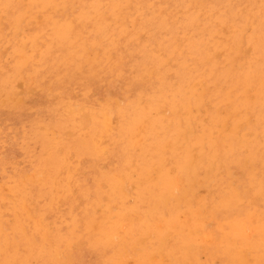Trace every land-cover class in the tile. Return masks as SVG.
<instances>
[{"label": "rangeland", "instance_id": "obj_1", "mask_svg": "<svg viewBox=\"0 0 264 264\" xmlns=\"http://www.w3.org/2000/svg\"><path fill=\"white\" fill-rule=\"evenodd\" d=\"M259 30L264 0H0V264H264Z\"/></svg>", "mask_w": 264, "mask_h": 264}, {"label": "bare ground", "instance_id": "obj_2", "mask_svg": "<svg viewBox=\"0 0 264 264\" xmlns=\"http://www.w3.org/2000/svg\"><path fill=\"white\" fill-rule=\"evenodd\" d=\"M32 10H33V9H32ZM227 14H228V13H227ZM229 14H230V13H229ZM231 14H232V13H231ZM257 14H258V13H257ZM231 17H232V15H231ZM229 23H230V22H229ZM259 28H260V27H259ZM260 29H261V28H260ZM259 31H260V30H259ZM263 31H264V30H263ZM263 31H260V32H263ZM261 39H262V38H261ZM258 46H259V44H258ZM255 49H256V48H254V50H255ZM258 50H259V49H258ZM258 50H257V52H258ZM260 50H261V49H260ZM190 52H191V51H190ZM254 52H255V51H254ZM187 53H188V52H187ZM260 53H261V51H260ZM260 56H261V54H260ZM263 56H264V55H263ZM259 58H260V57H259ZM255 59H256V57H255ZM190 66H191V65H190ZM252 68H253V67H252ZM133 71H134V70H133ZM190 71H191V70H190ZM188 72H189V71H188ZM254 72H255V71H254ZM128 73H129V71H128ZM259 73H260V72H259ZM213 74H214V73H213ZM212 76H213V75H212ZM256 76L259 77V75H257V74H256ZM245 78H246V77H245ZM85 82H86V81H85ZM249 82H250V80H249ZM81 83H82V82H81ZM81 83H80V84H81ZM90 83H91V82H90ZM243 84H244V83H243ZM94 85H95V84H94ZM94 85H93V86H94ZM84 86H85V85H84ZM78 87H79V86H78ZM94 87H95V86H94ZM73 88L75 89L76 87H73ZM79 88H80V87H79ZM91 88H92V87H91ZM71 90H72V89H71ZM94 90H95V89H94ZM78 91H79V90H78ZM70 92H71V91H70ZM93 93H95V92H93ZM77 94H79V93H77ZM91 94H92V93H91ZM81 95H82V94H81ZM92 95H93V94H92ZM177 95H178V94H177ZM81 97H82V96H81ZM81 97H80V98H81ZM85 100H86V99H85ZM98 100H100V99H98ZM80 101H81V100H80ZM103 101H104V100H103ZM103 101H102V102H103ZM144 101H145V100H144ZM112 104H113V103H112ZM112 104H111V105H112ZM140 105H141V104H140ZM252 105H253V104H252ZM79 106H80V105H79ZM85 107H86V106H85ZM89 107H91V106H89ZM97 109H99V108H97ZM97 109H96V110H97ZM106 110H108V109H106ZM255 110H256V109H255ZM97 111H98V110H97ZM84 112H85V111H84ZM84 112H83V113H84ZM70 113H71V112H70ZM83 113H82V114H83ZM95 114H96V113H95ZM160 114H161V113H160ZM263 114H264V113H263ZM115 115H116V114H115ZM163 115H164V114H163ZM259 116H261V115H259ZM111 117H112V115H111ZM263 117H264V116H263ZM100 118H102V117H100ZM115 118H116V117H115ZM75 119H76V118H75ZM77 120H78V119H77ZM116 120H117V119H116ZM75 121H76V120H75ZM88 121H89V120H88ZM112 121H113V120H112ZM114 121H115V120H114ZM205 121H206V120H205ZM214 121H215V119H214L212 122H214ZM109 122H110V121H109ZM209 122H211V121L209 120L208 123H209ZM218 122H220V121L218 120L217 123H218ZM257 122H259V121H257ZM79 123H80V122H79ZM203 123H204V122H203ZM206 123H207V122H206ZM206 123H204V125H206ZM116 124H117V123H116ZM218 124H219V123H218ZM109 125H110V124H109ZM212 125H213V124H212ZM260 125H261V124H260ZM1 126H2V125H1ZM206 126H207V125H206ZM261 126H262V125H261ZM261 126H260V127H261ZM75 127H76V125H75ZM211 127H212V126H211ZM213 127H214V126H213ZM258 127H259V126H258ZM260 127H259V129H260ZM208 128H209V127H208ZM215 128H216V127H215ZM204 129H205V128H204ZM212 129H214V128H212ZM259 129H258V130H259ZM111 130H112V129H111ZM113 131H114V130H113ZM191 131H192V130H191ZM167 132H168V130H167ZM112 133H113V132H112ZM5 134H6V133H5ZM91 135H92V134H91ZM100 136H102V135H100ZM100 136H99V137H100ZM112 136H113V135H112ZM114 136H115V135H114ZM262 136H263V135H262ZM81 137H83V134H82ZM84 137H85V136H84ZM91 138H92V137H91ZM225 138H226V137H225ZM229 138H230V137H229ZM231 138H232V136H231ZM82 139H83V138H82ZM182 139H183V138H182ZM212 139H213V137H212ZM76 140H77V139H75V141H76ZM92 140H93V139H92ZM104 140H105V139H104ZM107 140H108V138H107ZM228 141H229V140H228ZM2 142H3V141H2ZM91 142L94 143V141H91ZM96 142H97V141H96ZM99 142H100V141H99ZM107 142H108V141H107ZM123 142H124V140H123ZM199 142H200V141H199ZM97 143H98V142H97ZM105 143H106V142H105ZM110 143H111V142H110ZM162 143H163V141H162ZM229 143H230V142H229ZM231 143H232V142H231ZM250 144H252V143L250 142ZM4 146H5V145H4ZM139 146H140V145H139ZM236 146H237V145H236ZM247 146H248V145H247ZM93 147H94V146H93ZM97 147H99V146H97ZM100 147H101V146H100ZM105 147H106V146H105ZM231 147H232V146H231ZM62 148H63V147H62ZM222 148H223V147H222ZM236 148H238V147H236ZM236 148H235V149H236ZM3 149H4V148H3ZM76 149H77V148H76ZM93 149H94V148H93ZM110 149H111V148H110ZM207 149L209 150V148H207ZM94 150H95V149H94ZM94 150H93V152H94ZM105 150H106V149H105ZM158 150H159V149H158ZM224 150H225V147H224ZM224 150H223V151H224ZM240 150H241V149H240ZM113 151H114V150H113ZM131 151H132V150H131ZM156 151H157V150H156ZM165 151H167V150H165ZM115 152H116V151H115ZM162 152H163V151H162ZM167 152H168V151H167ZM225 152H226V151H225ZM85 153H86V151H85ZM90 153H92V152H90ZM95 153H97V151H96ZM118 153H119V151H118ZM133 153H134V152H133ZM221 153H222V152H221ZM223 153H224V152H223ZM236 153H238V152H236ZM105 154H107V153H105ZM148 154H149V153H148ZM151 154H152V153H151ZM210 154H211V153H210ZM225 154H226V153H225ZM227 154H228V153H227ZM248 154H249V153H248ZM251 154H252V153H251ZM96 155H97V154H96ZM96 155H95V156H96ZM98 155H99V154H98ZM107 155H108V154H107ZM154 155H155V154H154ZM161 155H162V154H161ZM228 155H229V154H228ZM233 155H234V152H233ZM233 155H232V157H233ZM256 155H257V154H256ZM117 156H118V155H117ZM148 156H149V155H148ZM150 156H151V155H150ZM152 156H153V155H152ZM225 156H226V155H225ZM236 156H237V155H236ZM83 157H84V156H83ZM83 157H82V159H84ZM91 157H92V156H91ZM134 157H135V156H134ZM220 157H221V156H220ZM89 158H90V157H89ZM89 158H87V159H89ZM118 158H119V157H118ZM126 158H127V157H126ZM142 158H143V157H142ZM149 158H150V157H149ZM166 158H167V157H166ZM221 158H222V157H221ZM237 158H239V156H238ZM254 158H255V157H254ZM87 159H86V161H87ZM99 159H100V158H99ZM113 159H114V158H113ZM137 159H138V158H137ZM230 159H231V158H230ZM233 159H234V158H233ZM233 159H232V160H233ZM251 159H252V158H251ZM26 160H27V159H26ZM90 160H91V159H90ZM97 160H98V159H97ZM131 160H132V159H131ZM138 160H140V159H138ZM147 160H148V159H147ZM178 160H179V159H178ZM227 160H228V159H227ZM227 160H226V161H227ZM234 160H235V159H234ZM92 161L94 162V159L91 160V163H93ZM99 161H100V160H99ZM99 161H98V162H99ZM116 161H117V160H116ZM127 161H128V160H127ZM129 161H130V160H129ZM129 161H128V162H129ZM141 161H142V159H141ZM152 161H153V160H152ZM223 161H224V160H223ZM238 161H240V160H238ZM83 162H84V161H83ZM100 162H101V161H100ZM154 162H155V161H154ZM85 163H87V162H85ZM103 163H105V162H103ZM103 163H102V164H103ZM133 163H134V161H133ZM135 163H136V162H135ZM224 163H226V162L224 161ZM224 163H223V164H224ZM96 164H97V163H96ZM111 164H112V163H111ZM111 164H110V165H111ZM138 164H139V163H138ZM148 164H149V163H148ZM229 164H230V162H229ZM229 164H227V165H229ZM237 164H238V163H237ZM116 165H118V164L116 163ZM116 165H115V166H116ZM133 165H135V164H133ZM184 165H185V164H184ZM221 165H222V164H221ZM89 166H90V165H89ZM89 166H88V168H89ZM118 166H119V165H118ZM121 166H122V165H121ZM124 166H126V164H125ZM141 166H142V164H141ZM192 166H193V165H192ZM229 166H230V165H229ZM0 167H1V166H0ZM99 167H100V166H99ZM108 167H110V166H108ZM113 167H114V165H113V166L111 165V168H113ZM126 167L128 168L129 166H126ZM134 167H135V166H134ZM143 167H144V166H143ZM167 167H169V166H167ZM170 167H171V166H170ZM173 167H174V166H173ZM58 168H59V167H58ZM84 168H85V167H84ZM91 168H92V166H91ZM91 168H89V169H91ZM96 168L99 169L97 166H96ZM120 168H121V167H120ZM171 168H172V167H171ZM219 168H221V166H220ZM86 169H87V168H86ZM100 169H101V168H100ZM108 169H109V168H108ZM113 169L115 170V168H113ZM113 169H112V170H113ZM117 169H119V168H117ZM117 169H116V170H117ZM124 169H125V167H124ZM128 169H129V168H128ZM130 169H131V168H130ZM172 169H173V168H172ZM230 169H231V168H230ZM241 169H242V168H241ZM72 170H73V168H72ZM103 170H104V169H103ZM103 170H101V171H103ZM121 170H123V167H122ZM131 170H132V169H131ZM105 171H106V170H105ZM117 171H118V170H117ZM123 171H124V170H123ZM123 171H122V173L124 174ZM128 171H130V170H128ZM132 171H133V170H132ZM204 171H205V170H204ZM243 171H244V170H243ZM95 172H96V171H95ZM111 172H112V171H111ZM115 172H116V171H115ZM118 172H119V171H118ZM120 172H121V171H120ZM135 172H136V171H134V173H135ZM138 172H139V170H138ZM247 172H248V171H247ZM74 173H75V172H74ZM84 173H85V172H84ZM98 173H99V172H98ZM98 173H97V175H98ZM136 173H137V172H136ZM157 173H158V172H157ZM181 173H182V171H181ZM248 173H249V172H248ZM95 174H96V173H95ZM117 174H118V173H117ZM129 174H130V173H129ZM251 174H252V173H251ZM260 174H261V173H260ZM101 175H102V174H100V176H101ZM111 175H112V174H111ZM120 175H122V174L119 173V176H120ZM134 175H135V174H134ZM134 175H133V176H134ZM162 175H163V174H162ZM200 175H201V174H200ZM225 175H226V173H225ZM46 176H47V175H46ZM213 176H214V175H213ZM227 176H228V175H227ZM249 176H250V175H249ZM30 177H31V176H30ZM36 177H37V176H36ZM42 177H43V176H42ZM73 177H74V176H73ZM83 177H84V176H83ZM89 177H90V175H89ZM91 177H92V176H91ZM96 177H98V176H96ZM117 177H118V176H117ZM124 177H125V178H124ZM124 177H122V178H124V179L128 178V177L125 176V175H124ZM134 177H135V176H134ZM183 177H184V176H183ZM220 177L222 178V175H221ZM254 177H255V175H254ZM263 177H264V176H263ZM5 178H6V177H5ZM104 178H105V177H104ZM256 178H257V177H256ZM54 179H55V178H54ZM77 179H78V178H77ZM82 179H83V178H82ZM93 179H94V177H93ZM100 179H101V178H100ZM115 179H117V178H115ZM252 179H253V178H252ZM57 180H58V179H57ZM95 180H96V178H95ZM95 180H94V181H95ZM126 180H127V179H126ZM140 180H141V179H140ZM173 180H174V179H173ZM213 180H214V179H213ZM77 181H78V180H77ZM82 181H83V180H82ZM92 181H93V180H92ZM97 181H98V180H97ZM121 181H122V180H121ZM123 181H124V180H123ZM123 181H122V182H123ZM137 181H138V180H136L135 182H137ZM141 181H142V180H141ZM221 181H222V180H221ZM249 181H251V180H249ZM262 181H263V180H262ZM21 182H22V181H21ZM124 182H125V181H124ZM132 182H133V181H132ZM138 182H139V181H138ZM142 182H143V181H142ZM146 182H148V181H146ZM173 182H174V181H173ZM206 182H207V181H206ZM219 182H220V181H219ZM219 182H218V183H219ZM247 182H248V181H247ZM251 182H253V181H251ZM255 182H256V181H255ZM2 183H3V181H2ZM47 183H48V182H47ZM63 183H64V182H63ZM93 183H95V182H93ZM100 183H102V182H100ZM100 183H99V185H100ZM119 183H120V182H119ZM256 183H257V182H256ZM49 184H50V182L48 183V185H49ZM51 184H53V183H51ZM51 184H50V185H51ZM104 184H105V183H104ZM129 184H130V183H129ZM137 184H138V183H137ZM228 184H229V183H228ZM248 184H249V183H248ZM6 185H7V184H6ZM8 185H9V184H8ZM43 185H44V184H43ZM55 185H56V183H55ZM58 185H60V184H58ZM96 185H97V183H96ZM99 185H98V186H99ZM102 185H103V184H102ZM105 185H106V184H105ZM176 185H177V184H176ZM202 185H203V184H202ZM211 185H212V184H211ZM211 185H210V186H211ZM213 185H214V183H213ZM213 185H212V186H213ZM222 185H224V184H222ZM222 185H221V187H223ZM253 185H254V183H253ZM73 186H74V185H73ZM189 186H190V185H189ZM226 186H227V185H226ZM229 186H230V184H229ZM240 186H241V185H240ZM257 186H258V185H257ZM262 186H263V185H262ZM3 187H4V184H3ZM45 187H46V186H45ZM49 187H50V186H49ZM77 187H78V185H77ZM81 187L84 188L85 186L83 187V186L81 185ZM123 187H124V183H123ZM145 187H146V186H145ZM151 187H153V186H151ZM221 187H220V188H221ZM253 187H254V186H253ZM253 187H252V188H253ZM28 188H29V187H28ZM41 188H43V186H42ZM63 188H64V187H63ZM79 188H80V187H79ZM86 188H87V186H86ZM94 188H96V187H94ZM100 188H101V187H100ZM211 188H212V187H211ZM227 188H229V187H227ZM239 188H240V187H239ZM243 188H244V187H243ZM255 188H256V187H255ZM0 189H1V187H0ZM31 189H32V188H31ZM50 189H51V188H50ZM80 189H81V188H80ZM87 189H88V188H87ZM98 189H99V188H98ZM102 189H103V187H102ZM123 189H124V188H123ZM131 189H132V188H131ZM192 189H193V188H192ZM205 189H206V188H205ZM244 189H245V188H244ZM249 189H250V188H249ZM37 190H38V189H37ZM39 190H40V189H39ZM39 190H38V191H39ZM47 190H48V189H47ZM77 190H79V189H77ZM100 190H101V189H100ZM103 190H104V189H103ZM207 190H208V189H206L205 191L208 192ZM227 190H228V189H227ZM227 190H226V192H227ZM242 190H243V189H242ZM23 191H24V190H23ZM33 191H34V190H33ZM54 191H55V190H54ZM82 191H85V190H81V192H82ZM124 191H125V190H124ZM124 191H123V192H124ZM235 191H236V190H235ZM50 192H51V191H50ZM52 192H53V191H52ZM78 192H80V191H78ZM81 192H80V193H81ZM88 192H89V191H88ZM125 192H126V191H125ZM230 192H231V191H230ZM237 192H238V191H237ZM248 192H249V191H248ZM55 193H56V192H55ZM93 193H94V192H93ZM228 193H229V192H228ZM13 194H14V193H13ZM28 194H29V193H28ZM41 194H43V193H41ZM49 194H50V193H49ZM61 194H62V193H61ZM67 194H69V193H67ZM75 194H76V193H75ZM122 194H123V193H122ZM145 194H146V193H145ZM209 194H210V193H209ZM209 194H208V195H209ZM225 194H226V193H225ZM237 194H238V193H237ZM39 195H40V194H39ZM54 195H55V194H54ZM86 195H87V194H86ZM204 195H205V194H204ZM210 195H211V194H210ZM50 196H51V195H50ZM52 196H53V195H52ZM52 196H51V197H52ZM59 196H60V195H59ZM59 196H58V197H59ZM76 196H77V195H76ZM78 196H79V195H78ZM81 196H83V195H81ZM84 196H85V195H84ZM94 196H96V195H94ZM111 196H113V195H111ZM111 196H110V197H111ZM132 196H133V195H132ZM135 196H137V195H135ZM206 196H207V195H206ZM224 196H225V195H224ZM2 197H3V196H2ZM44 197H45V196H44ZM51 197H50V198H51ZM54 197H55V196H54ZM114 197H115V196H114ZM226 197H228V194H227ZM240 197H241V196H240ZM3 198H4V197H3ZM22 198H23V197H22ZM92 198H93V197H92ZM104 198L106 199V196H105ZM139 198H140V197H139ZM188 198H189V197H188ZM190 198H191V196H190ZM207 198H208V197H207ZM237 198H238V197H237ZM259 198H260V197H259ZM18 199H19V198H18ZM28 199H29V198H28ZM44 199H46V198H44ZM56 199H57V198H56ZM84 199H85V198H84ZM86 199H87V198H86ZM130 199H131V198H130ZM133 199H134V197H133ZM204 199H205V198H204ZM19 200H20V199H19ZM23 200H24V199H23ZM25 200H26V199H25ZM39 200H40V199H39ZM47 200H48V199H47ZM49 200H50V199H49ZM52 200H53V199H52ZM52 200H51V201H52ZM71 200H72V199H71ZM78 200H79V199H78ZM80 200H81V199H80ZM90 200H91V199H90ZM114 200H117V199H114ZM114 200H113V201H114ZM212 200H213V198H212ZM212 200H210V201H212ZM216 200H218V199H216ZM220 200H221V199H220ZM262 200H263V199H262ZM63 201H64V200H63ZM63 201H62V202H63ZM94 201H95V200H94ZM96 201H97V200H96ZM103 201H104V200H103ZM113 201H112V202H113ZM142 201H143V200H142ZM182 201H183V199H182ZM199 201H201V199H200ZM205 201H206V200H205ZM210 201L208 200V202H210ZM218 201H219V200H218ZM230 201H231V200H230ZM230 201H228V202L230 203ZM232 201H233V200H232ZM234 201H235V200H234ZM234 201H233V202H234ZM26 202H27V201H26ZM65 202H66V201H65ZM76 202H77V201H76ZM114 202H116V201H114ZM123 202H124V201H123ZM187 202H188V201H187ZM215 202H216V201H215ZM235 202H237V201H235ZM21 203H24V202H21ZM29 203H30V202H29ZM42 203H43V202H42ZM48 203H49L48 205H50L51 202H48ZM56 203H57V202H54L55 205H57ZM68 203H69V202H68ZM78 203H79V202H78ZM102 203H103V202H102ZM137 203H138V202H137ZM213 203H214V202H213ZM216 203H217V202H216ZM219 203H220V202H219ZM246 203H247V201H246ZM246 203H245V204H246ZM37 204H38V203H37ZM69 204H71V203H69ZM83 204H84V203H83ZM88 204H89V202H88ZM114 204H115V203H114ZM116 204L118 205V203H116ZM122 204H123V203H122ZM169 204H170V203H169ZM234 204H235V203H234ZM260 204H261V203H260ZM262 204H263V203H262ZM7 205H8V204H7ZM16 205H17V204H16ZM34 205H35V203H34ZM39 205H41V204H39ZM51 205H52V204H51ZM80 205H81V204H80ZM109 205H110V204H109ZM120 205H121V204H120ZM123 205H124V204H123ZM211 205H212V204H211ZM213 205H214V204H213ZM215 205H216V204H215ZM217 205H219V204L217 203ZM20 206H21V205H20ZM29 206H30V205H29ZM57 206H58V205H57ZM69 206H70V205H69ZM91 206H92V205H91ZM93 206H94V208H95V205H93ZM101 206H103V205H101ZM139 206H140V204H139ZM144 206H146V205H144ZM183 206H184V204H183ZM193 206H194V204H193ZM230 206L232 207V204H231ZM242 206H243V205H242ZM260 206H261V205H260ZM263 206H264V205H263ZM2 207H3V206H2ZM43 207H44V204H43ZM43 207H41V208H43ZM46 207H48V206H46ZM51 207H52V206H51ZM58 207H59V206H58ZM83 207H84V206H83ZM86 207H87V206H86ZM175 207H176V206H175ZM181 207H182V206H181ZM201 207L203 208V205H202ZM201 207H200V208H201ZM208 207H209V206H208ZM14 208H15V207H14ZM16 208H17V207H16ZM44 208H45V207H44ZM48 208H49V210H50V207H48ZM62 208H63V207H62ZM69 208H72V207L70 206ZM80 208H82V207H80ZM89 208H90V207H89ZM102 208H103V207H102ZM114 208H115V207H114ZM122 208H123V207H122ZM146 208H147V207H146ZM168 208H169V207H168ZM168 208H167V209H168ZM183 208H184V207H183ZM189 208H190V207H189ZM210 208H211V207H210ZM235 208H236V207H235ZM26 209H27V208H26ZM53 209H54V208H53ZM58 209H59V208H58ZM58 209H57V210H58ZM73 209H74V208H73ZM85 209H87V208H85ZM92 209H93V208H92ZM98 209H99V207H98ZM119 209H120V208H119ZM119 209H118V210H119ZM171 209H172V211H174L173 208H171ZM192 209H193V208H192ZM192 209H191V210H192ZM195 209H196V208H195ZM206 209H207V208H206ZM227 209H228V207L226 208V210H227ZM2 210H4V209H2ZM69 210H70V209H69ZM79 210H80V209H79ZM115 210H116V209H115ZM249 210H250V209H249ZM251 210H252V209H251ZM8 211H9V210H8ZM41 211H42V209H41ZM44 211H45V210H44ZM44 211H43V212H44ZM52 211H54V210H52ZM90 211H91V210H90ZM101 211H103V210H101ZM105 211H106V210H105ZM132 211H133V210H132ZM144 211L146 212V210H144ZM160 211H161V210H160ZM172 211H171V212H172ZM217 211H218V210H217ZM258 211H259V210H258ZM9 212H10V211H9ZM70 212H71V211H70ZM77 212H78V211H77ZM83 212H84V210H83ZM85 212H86V210H85ZM93 212H95V211H93ZM93 212L91 211V213H93ZM99 212H100V210H99ZM99 212H98V213H99ZM107 212H108V213H111L110 211H107ZM138 212H139V211H138ZM177 212H178V211H177ZM203 212H205V211L203 210ZM203 212H202V213H203ZM244 212H245V211H244ZM13 213H14V212H13ZM24 213H25V212H24ZM37 213H38V212H37ZM40 213H41V212H40ZM46 213H47V212H46ZM46 213H44V214H46ZM58 213H59V211H58ZM67 213H68V212L66 211L65 214H67ZM98 213H97V214H98ZM108 213H107V214H108ZM135 213H136V212H135ZM135 213H134V214H135ZM167 213H168V212H167ZM174 213H175V212H174ZM187 213H188V212H187ZM192 213H193V212H192ZM223 213H224V212H223ZM254 213H255V212H254ZM258 213H259V212H258ZM1 214H4V212H2ZM1 214H0V215H1ZM6 214H7V213H6ZM99 214H100V213H99ZM105 214H106V213H105ZM128 214H129V213H128ZM134 214H133V215H134ZM138 214H139V213H138ZM251 214H252V212H251ZM260 214H262V213H260ZM260 214H259V215H260ZM7 215H8V214H7ZM16 215H17V214H16ZM59 215H60V219H61V213H60ZM69 215H70V214H69ZM93 215L96 216L94 213H93ZM100 215H101V214H100ZM100 215H98V216L100 217ZM197 215H198V214H197ZM201 215H202V214H201ZM205 215H206V214H205ZM244 215H245V213H244ZM252 215H253V214H252ZM63 216H64V215H63ZM70 216H71V215H70ZM70 216H69V217H70ZM75 216H76V214H75ZM89 216H92V214L89 215ZM89 216H87L86 218H89ZM103 216H104V215H103ZM178 216H179V213H178ZM185 216H186V214H185ZM203 216H204V215H203ZM255 216H256V215H255ZM8 217H9V216H8ZM11 217H12V216H11ZM16 217H17V216H16ZM23 217H25V216H23ZM23 217H22V218H23ZM152 217H153V216H152ZM152 217H151V218H152ZM235 217H237V216H235ZM241 217H242V216H241ZM253 217H254V216H253ZM262 217H263V215H262ZM3 218H4V217H3ZM14 218H15V216H14ZM35 218H36V217H35ZM63 218H64V217H63ZM65 218H66V216H65ZM70 218H71V217H70ZM74 218H75V217H74ZM86 218H85V219H86ZM92 218H93V217H92ZM103 218H104V217H103ZM115 218H116V217H115ZM165 218H166V217H165ZM167 218H168V217H167ZM1 219H2V218H1ZM11 219H13V217H12ZM30 219H31V218H30ZM75 219H76V218H75ZM104 219H105V218H104ZM135 219H136V218H135ZM137 219H138V217H137ZM137 219H136V220H137ZM139 219H142V218L139 217ZM200 219H201V217H200ZM203 219H204V218H203ZM231 219H232V218H231ZM231 219H229V220H231ZM246 219H247V218H246ZM263 219H264V218H263ZM14 220H15V219H13V222H14ZM18 220H19V219H18ZM23 220H24V218H23ZM28 220H29V219H28ZM28 220H27V222H28ZM53 220H55V218H54ZM63 220H64V219H63ZM65 220H66V219H65ZM65 220H64V221H65ZM94 220H95V219H94ZM106 220H107V219H106ZM106 220H105V221H106ZM176 220H177V217H176ZM178 220H179V219H178ZM185 220H186V219H185ZM185 220H183V221L185 222ZM205 220H206V219H205ZM226 220H227V219H226ZM244 220H245V219H244ZM2 221H3V220H2ZM78 221H79V220H78ZM78 221H77V222H78ZM91 221H93V220H91ZM95 221H96V220H95ZM95 221H94V222H95ZM124 221H125V220H124ZM127 221H128V220H127ZM131 221H132V220H131ZM131 221H130V222H131ZM133 221H134V220H133ZM150 221H151V220H150ZM152 221H153V220H152ZM224 221H225V220H224ZM8 222H9V221H8ZM11 222H12V221H11ZM45 222H46V221H45ZM47 222H48V221H47ZM60 222H62V221L60 220ZM70 222H71V221H70ZM136 222H137V221H136ZM136 222H135V223H136ZM193 222H194V221H193ZM193 222H192V223H193ZM230 222H231V221H230ZM263 222H264V221H263ZM48 223H49V222H48ZM50 223H51V222H50ZM52 223H53V221H52ZM54 223H55V222H54ZM54 223H53V224H54ZM64 223H65V222H64ZM73 223H74V222H73ZM75 223H76V222H75ZM95 223H96V222H95ZM95 223H94V225H95ZM132 223H133V222H132ZM155 223H156V222H155ZM159 223H160V222H159ZM247 223H248V222H247ZM17 224H18V223H17ZM59 224H61V223H59ZM66 224H67V223H66ZM68 224H69V223H68ZM90 224L92 225V222L89 223L88 225H90ZM122 224H123V223H122ZM137 224H138V223H137ZM168 224H169V223H168ZM176 224H177V222L175 223V225H176ZM178 224H179V223H178ZM201 224H202V226H204L203 223H201ZM201 224H200V225H201ZM221 224H223V223H221ZM14 225H15V224H14ZM40 225H41V224H40ZM54 225H55V224H54ZM61 225H62V224H61ZM71 225H72V224H70L69 226H71ZM88 225H87V227H88ZM91 225H90V226H91ZM101 225H102V224H100V226H101ZM123 225H124V224H123ZM128 225H129V224H128ZM128 225H127V226H128ZM139 225H140V224H138V226H139ZM148 225H150V224H148ZM166 225H167V224H166ZM179 225H180V224H179ZM186 225H187V224H186ZM189 225H190V223H189ZM195 225H196V224L194 223L193 226H195ZM12 226H13V225H12ZM41 226H42V225H41ZM63 226H64V225H63ZM75 226H76V225H75ZM90 226H89V228H90ZM97 226L100 227L98 224H97ZM97 226H96V227H97ZM136 226H137V225H136ZM153 226H154V225H153ZM153 226H152V227H153ZM181 226H182V224H181ZM191 226H192V225H191ZM197 226H199V225H197ZM197 226H196V227H197ZM202 226H199V227L201 228ZM18 227H19V226H18ZM61 227H62V226H61ZM61 227H60V228H61ZM66 227H67V226H66ZM73 227H74V226H73ZM73 227H71L70 229H72ZM77 227H78V226H76V228H77ZM132 227H133V226H132ZM132 227H131V229H132ZM152 227H151V228H152ZM187 227H188V226H187ZM236 227H237V226H236ZM38 228H39V227H38ZM41 228H42V227H41ZM47 228H48V227H47ZM104 228H105V226H104ZM106 228H107V227H106ZM108 228H109V227H108ZM108 228H107V229H108ZM120 228H121V227H120ZM122 228H123V227H122ZM122 228H121V229H122ZM126 228H127V227H126ZM138 228H139V227H138ZM165 228L168 229L169 227H168V226H167V227L165 226ZM172 228H173V227H172ZM200 228H199V229H200ZM1 229H2V228H1ZM10 229H12V227H11ZM14 229H16V228H14ZM73 229H74V228H73ZM83 229H84V228H83ZM95 229H96V228H95ZM102 229H103V228H102ZM111 229H112V228H111ZM118 229H119V228H118ZM155 229H157V228H155ZM173 229H175V226H174ZM173 229H172L171 231H173ZM178 229H179V228H178ZM178 229H177V230H178ZM39 230H40V229H39ZM51 230H52V228H51ZM55 230H56V228H55ZM60 230H61V229H60ZM74 230H75V229H74ZM77 230H78V229H77ZM84 230H85V229H84ZM88 230H89V229H88ZM113 230H114V229H113ZM116 230H117V229H116ZM133 230H134V229H133ZM133 230H132V231H133ZM163 230H164V229H163ZM177 230H176V231H177ZM187 230H188V231L190 230L189 227L187 228ZM200 230H201V229H200ZM202 230H203V229H202ZM15 231L17 232V230H15ZM47 231H48V230H47ZM47 231H46V233H47ZM49 231H50V230H49ZM56 231L58 232V230H56ZM71 231H72V230H71ZM99 231H100V229H99ZM108 231H109V229H108ZM136 231H137V230H136ZM139 231H140V230H139ZM150 231H151V230H150ZM155 231H156V234H157V236H158L157 230H155ZM158 231H161V229L158 230ZM176 231H175V232H176ZM188 231H187V233H188ZM218 231H219V230H218ZM222 231H224V230L222 229ZM226 231H228V230H226ZM11 232H12V231H11ZM16 232H15V233H16ZM18 232L20 233V231H18ZM18 232H17V234H18ZM66 232H69L68 229H66ZM72 232H73V231H72ZM91 232H92V231H91ZM102 232H103V231H102ZM133 232H135V231H133ZM153 232H154V231H153ZM193 232H194V231H193ZM199 232H200V231H199ZM224 232H225V231H224ZM243 232H244V230H243ZM246 232H247V231H246ZM35 233H36V232H35ZM37 233H38V232H37ZM44 233H45V231H44ZM44 233H43V234H44ZM60 233H61V232H60ZM60 233H59V235H60ZM64 233H65V232H64ZM74 233H75V232H74ZM92 233H93V232H92ZM92 233H91V234H92ZM96 233H97V232H96ZM96 233H95V234H96ZM123 233H124V232H123ZM131 233H132V232H131ZM150 233H151V232H150ZM160 233H161V232H160ZM162 233H163V232H162ZM179 233H180V231H179ZM181 233L183 234V232H181ZM187 233H185V234H187ZM200 233H202V232H200ZM7 234H8V233H7ZM20 234H22V233H20ZM43 234H42V235H43ZM49 234H50V233H49ZM54 234H55V233H53L52 237H54ZM70 234H71V232H70ZM76 234H77V232H76ZM80 234H81V233H80ZM102 234H103V233H102ZM118 234H119V233H118ZM137 234H139V232H138ZM147 234H148V233H147ZM164 234H166V232H165ZM205 234H206V233H205ZM2 235H3V234H2ZM30 235H32V234L30 233ZM50 235H51V234H50ZM64 235H65V234H64ZM64 235H63V236H64ZM67 235H68V234H67ZM67 235H66V237L68 238ZM71 235H73V234H71ZM89 235H90V234H89ZM89 235H88V236H89ZM98 235H99V234H98ZM108 235H110V234H108ZM113 235H114V234H113ZM116 235H117V234H116ZM166 235H167V234H166ZM179 235H181V234H178L177 236H179ZM201 235H203V234H201ZM209 235H210V234H209ZM17 236H19V235H17ZM26 236H27V235H26ZM26 236H25V237H26ZM47 236H48V235H47ZM47 236H46V237H47ZM56 236H57V239H58V237H60V236H58V234H57ZM73 236L75 237V235H73ZM77 236H78V235H77ZM85 236H86V235H85ZM90 236H92V235H90ZM93 236H94V235H93ZM117 236H118V235H117ZM128 236H130V235H128ZM135 236H136V235H135ZM140 236H141V235H140ZM157 236H156V237H157ZM161 236H162V235H161ZM161 236H160V237H161ZM185 236H186V235H185ZM196 236H198V235H196ZM199 236H200V235H199ZM223 236H224V235H223ZM10 237H11V236H10ZM21 237H22V236H21ZM21 237H20V238H21ZM40 237H41V236H40ZM44 237H45V236H44ZM44 237H42V238H44ZM49 237H50V236H49ZM66 237H65V238H66ZM70 237H71V236H70ZM70 237H69L68 239H70ZM79 237H80V235H79ZM82 237H83V236H82ZM82 237H80V238H82ZM102 237H103V236H102ZM125 237H126V235H125ZM132 237H133V235H132ZM138 237H139V236H138ZM138 237H137V238H138ZM154 237H155V236H154ZM179 237H180V236H179ZM189 237H190V236H189ZM191 237H192V236H191ZM203 237H204V236H203ZM219 237H220V236H219ZM1 238H2V237H1ZM13 238H14V237H13ZM18 238H19V237H18ZM80 238H79V239H80ZM85 238H86V240H87L88 237L86 236V237H84V239H85ZM93 238H94V237H93ZM116 238H118V237H116ZM121 238H122V237H121ZM134 238H135V237H134ZM134 238H133V239H134ZM142 238H143V236H142ZM224 238L226 239V237H224ZM224 238H223V239H224ZM47 239H48V238H47ZM57 239H56V240H57ZM74 239H77V237L74 238ZM158 239H159V238H158ZM158 239H157V241H158ZM192 239H193V238H192ZM255 239H256V238H255ZM19 240H20V239H19ZM42 240H43V239H42ZM52 240H53V238H52ZM60 240H62V239H60ZM71 240H72V242L74 241L73 239H70L68 242H70ZM77 240H78V239H77ZM89 240H90V239H89ZM91 240H92V239H91ZM96 240H97V238H96ZM100 240H102V239L100 238ZM135 240L137 241V239H135ZM160 240L162 241V239H159V242H160ZM172 240H173V239H172ZM175 240H176V239H174L173 242H175ZM180 240H181V242H182L183 238H181ZM180 240H178V241H180ZM198 240H199V238H198ZM220 240H221V239H220ZM227 240H228V239H227ZM230 240L232 241V239H229V241H230ZM28 241H29V240H28ZM34 241H35V240H34ZM45 241H46V240H45ZM47 241H48V240H47ZM47 241H46V245H47ZM54 241H55V240H54ZM65 241H66V240H65ZM94 241H95V240H94ZM94 241H93V242H94ZM125 241H127V240H125ZM130 241H132V239H131ZM133 241H134V240H133ZM141 241H142V240H141ZM154 241H155V240H154ZM176 241H177V240H176ZM209 241H210V239L208 240V243H209ZM214 241H215V240H214ZM218 241H219V240H218ZM9 242H10V241H9ZM14 242H15V241H14ZM29 242H30V244H31V241H29ZM43 242H44V241H43ZM48 242H49V241H48ZM55 242H56V241H55ZM57 242H58V241H57ZM63 242H64V241H63ZM63 242H62V244H63ZM74 242H75V241H74ZM78 242H79V241H78ZM81 242H82V241H81ZM91 242H92V241H91ZM101 242H102V241H101ZM152 242H153V241H152ZM159 242H158V243H159ZM185 242H186V241H185ZM202 242H203V241H202ZM223 242H224V241H223ZM16 243H17V242H16ZM16 243H15V244H16ZM18 243H19V242H18ZM26 243H27V242H26ZM35 243H36V242H35ZM52 243H53V241H52ZM94 243H96V242H94ZM97 243H98V242H97ZM97 243H96V245H97ZM103 243H106V242L104 241ZM113 243H114V242H113ZM118 243H119V242H118ZM122 243H123V242H122ZM140 243H141V242H140ZM140 243H139V244H140ZM156 243H157V242H156ZM178 243H179V242H177V246H178ZM205 243H207V242H205ZM208 243H207V244H208ZM218 243H219V242H218ZM231 243H232V242H231ZM238 243H239V242H238ZM12 244H13V243H12ZM15 244H14V245H15ZM19 244H20L19 246H21V243H19ZM23 244H24V243H23ZM40 244H41V243H40ZM50 244H51V243H49V245H50ZM56 244H57V243H56ZM59 244H60V243H59ZM76 244H77V243H76ZM87 244H88V245H89V244L91 245V244H93V243H90V241H89V243H87ZM100 244H101V243H100ZM109 244H110V243H109ZM114 244H116V243H114ZM130 244H131V243H130ZM144 244H145V243H144ZM152 244H153V243H152ZM200 244H201V243H200ZM207 244H206V245H207ZM224 244H225V243H224ZM260 244H261V243H260ZM25 245H26V244H25ZM27 245H29V244H27ZM27 245H26L25 247H27ZM43 245H45V244L43 243ZM63 245H64V244H63ZM71 245H72V244H71ZM73 245H74V244H73ZM78 245H79V244H78ZM82 245H83V244H82ZM103 245H104V244H103ZM105 245H106V244H105ZM105 245H104V246H105ZM118 245H119V244H117L116 247H118ZM149 245H150V244H149ZM155 245H158V244H155ZM166 245H167V244H166ZM169 245H170V244H169ZM169 245H168V246H169ZM184 245H185V244H184ZM187 245H188V244H187ZM4 246H5V245H4ZM8 246H9V245H8ZM8 246H7V247H8ZM31 246H35V245L33 244V245H31ZM36 246H37V245H36ZM36 246H35L34 248H36ZM38 246H39V245H38ZM52 246H56V245L53 244ZM58 246H59V245H58ZM61 246H62V245H61ZM94 246H95V245H93V247H94ZM98 246H99V245H98ZM112 246H114V245H112ZM124 246H125V245H124ZM128 246L130 247V245H128ZM132 246H133V245H132ZM151 246H152V245H151ZM174 246H175V244H174ZM177 246H175V247H177ZM180 246H181V245H180ZM201 246H202V245H201ZM220 246H222V245H220ZM0 247H1V246H0ZM17 247H18V245H17ZM17 247H15V248L17 249ZM28 247L30 248V245H29ZM41 247L43 248V246H41ZM50 247H51V246H50ZM56 247H57V246H56ZM68 247H69V245H68ZM73 247H74V246H73ZM90 247H91V246H90ZM95 247H96V246H95ZM100 247H101V246H100ZM108 247H109V246H108ZM121 247H122V249H123V245H122ZM126 247H127V246H126ZM141 247H142V245H141ZM143 247H144V246H143ZM146 247H148V246L146 245ZM152 247H153V246H152ZM152 247H151V248H152ZM159 247H160V246H159ZM161 247H162V245H161ZM175 247H174V248H175ZM196 247H197V245H196ZM196 247H195V248H196ZM259 247H260V246H259ZM4 248H5V247H4ZM29 248H24V249H29ZM31 248H32V247H31ZM44 248H45V247H44ZM48 248H49V247H48ZM57 248H58V247H57ZM97 248H98V247H97ZM97 248H96V249H97ZM112 248H113V247H112ZM127 248H128V247H127ZM127 248H126V250H128ZM133 248H134V247H133ZM133 248H132V249H133ZM151 248H150V249H151ZM174 248H173V249H174ZM178 248H179V247H178ZM181 248L183 249L182 246H181ZM219 248H222V247H219ZM2 249H3V248H2ZM5 249H6V248H5ZM5 249H4V250H5ZM13 249H14V248H13ZM13 249H12V250H13ZM20 249H21V248H20ZM36 249H37V248H36ZM36 249H35V250H36ZM55 249H56V248H55ZM73 249H74V248H73ZM100 249H101V248H100ZM129 249H130V248H129ZM136 249H137V248H136ZM148 249H149V248H148ZM166 249H167V246H166ZM168 249H169V248H168ZM185 249H186V248H185ZM17 250H18V249H17ZM22 250H23V249H22ZM32 250H34V249L32 248ZM44 250H45V249H44ZM47 250H48V249H47ZM64 250H65V249H64ZM69 250H70V249H69ZM123 250H124V249H123ZM138 250H139V249H138ZM143 250H146V248L143 249ZM178 250H179V249H178ZM186 250H187V249H186ZM223 250H224V249H223ZM260 250H261V249H260ZM262 250H263V249H262ZM6 251H7V250H6ZM10 251H11V250H10ZM28 251H29V250H28ZM40 251H41V250H40ZM45 251H46V250H45ZM50 251H52V250H50ZM66 251H67V249H66ZM72 251H73V250H72ZM98 251H99V250H98ZM116 251H117V250H116ZM131 251H132V250H131ZM147 251H149V250H147ZM150 251H151V250H150ZM174 251H176V250H174ZM181 251H183V250H181ZM258 251H259V250H258ZM3 252H4V251H3ZM7 252H8V251H7ZM12 252H15V251L13 250ZM18 252H19V251H18ZM33 252H34V251H33ZM33 252H32V253H33ZM35 252H36V251H35ZM54 252H56V251H54ZM60 252H61V251H60ZM63 252H65V251H63ZM120 252H121V251H120ZM133 252H134V251H133ZM169 252H170V251H169ZM171 252H172V251H171ZM177 252H178V251H177ZM186 252H187V251H186ZM261 252H264V251H261ZM1 253H2V252H1ZM27 253H28V252H27ZM36 253H37V252H36ZM45 253H46V252H45ZM45 253H44V254H45ZM51 253H52V252H51ZM56 253H57V252H56ZM146 253H147V252H146ZM149 253H150V252H149ZM153 253H154V252H153ZM178 253H179V252H178ZM197 253H198V252H197ZM199 253H200V252H199ZM227 253H228V252H227ZM227 253H226V254H227ZM242 253H243V252H242ZM4 254H5V253H4ZM11 254H12V255H15V254H13V253H10V255H11ZM16 254H17V253H16ZM24 254H26V253L24 252ZM29 254H30V252H29ZM38 254H40V253H38ZM41 254H42V253H41ZM44 254H42V255H44ZM70 254H71V253H70ZM112 254H113V252H112ZM123 254H124V253H123ZM134 254H135V253H134ZM134 254H132V255H134ZM136 254H138V252H137ZM139 254H140V252H139ZM172 254H173V252H172ZM188 254H189V253H188ZM193 254H194V253H193ZM193 254H192V255H193ZM220 254H222V253H220ZM253 254H255V253H253ZM57 255H59V254H57ZM68 255H69V254H68ZM106 255H108V254H106ZM115 255H116V254H115ZM141 255H143V253H142ZM144 255H145V251H144ZM146 255H147V254H146ZM157 255H158V254H157ZM177 255H178V254H177ZM224 255H225V254H224ZM32 256H33V255H32ZM32 256H31V258H32ZM64 256H65V255H64ZM71 256H72V255H71ZM113 256H114V254H113ZM118 256H119V255H118ZM135 256H136V255H135ZM188 256H189V255H188ZM193 256H194V255H193ZM198 256H199V255H198ZM221 256H222V255H221ZM257 256H258V255H257ZM22 257H23V256H22ZM41 257H42V256H41ZM54 257H55V256H54ZM56 257H57V256H56ZM66 257H67V256H66ZM124 257H125V260H124V261H126V256H124ZM137 257H139V256H137ZM140 257H141V256H140ZM144 257H145V256H144ZM149 257H150V255H149ZM165 257H166V256H165ZM168 257H169V254H168ZM180 257H181V256H180ZM196 257H197V256H196ZM251 257H252V256H251ZM258 257H259V256H258ZM260 257H261V256H260ZM3 258H7V257L3 256ZM8 258H9V257H8ZM16 258H17V257H16ZM18 258H20V256H19ZM26 258H28V256H27ZM35 258H37V257L35 256ZM45 258H46V257H45ZM57 258H58V257H57ZM114 258H115V256H114ZM118 258H119V257H118ZM127 258H128V257H127ZM129 258H130V257H129ZM131 258H132V257H131ZM133 258H135V257H133ZM147 258H148V256H147L145 259H147ZM150 258H151V257H150ZM159 258H160V257L158 256V260H160ZM217 258H218V257H217ZM231 258H232V256H231ZM231 258H230V260H231ZM253 258H254V257H253ZM22 259H23V258H21L20 261H21ZM29 259H30V258H29ZM42 259H43V258H42ZM54 259H55V258H54ZM58 259H59V258H58ZM61 259H63V258H61ZM68 259H69V257H68ZM109 259H111V258H109ZM142 259H143V257H142ZM142 259H141V261H142ZM154 259H155V258H154ZM156 259H157V258H156ZM166 259L169 260L170 258H166ZM4 260H5V259H4ZM10 260H12L11 257H10ZM64 260H65V259H64ZM64 260H63L62 262H64ZM66 260H67V259H66ZM104 260H105V258H104ZM132 260H133V259H132ZM136 260H137V259H136ZM147 260L150 261V259H147ZM147 260H146V261H147ZM196 260H198V259H196ZM210 260H211V259H210ZM235 260H236V259H235ZM252 260H253V259H252ZM14 261H15V260H14ZM18 261H19V260H18ZM22 261H23V260H22ZM27 261H28V260H27ZM30 261H31V260H30ZM42 261H45V260H42ZM67 261H68V260H67ZM70 261H71V260H70ZM108 261H110V260H108ZM114 261H115V260H114ZM119 261H120V260H119ZM137 261H140V259L137 260ZM137 261H136V262H137ZM179 261H180V260H179ZM181 261H182V260H181ZM190 261H191V260H190ZM211 261H212V260H211ZM231 261H233V260H231ZM256 261H258V260H256ZM262 261H263V260H262ZM2 262L4 263L3 259H2ZM5 262H6V261H5ZM9 262H10V261H9ZM31 262H32V261H31ZM35 262H36V261H35ZM45 262H46V261H45ZM57 262H58V261H56V263H57ZM106 262H107V261H106ZM111 262H112V261H111ZM116 262H118V261H116ZM143 262H144V261H143ZM143 262H142V263H143ZM147 262H148V261H147ZM147 262H146V263H147ZM150 262H151V261H150ZM154 262H155V261H154ZM157 262H158V261H157ZM167 262H168V261H167ZM169 262H170V261H169ZM175 262H176V260H175ZM182 262H183V261H182ZM182 262H180V263H182ZM193 262H194V261H193ZM195 262H196V261H195ZM227 262H228V261H227ZM227 262H226V263H227ZM249 262H250V261H249ZM260 262H261V261H260ZM260 262H259L258 264H260ZM0 263H1V262H0ZM7 263H8V262H7ZM20 263H22V262H20ZM40 263H41V262H40ZM40 263H38V264H40ZM48 263H49V261H48ZM119 263H120V262H119ZM132 263H133V262H132ZM148 263H149V262H148ZM162 263H163V262H162ZM171 263H172V262H171ZM188 263H190V262H188ZM197 263H198V262H197ZM214 263H215V262H214ZM252 263H253V261H252ZM5 264H6V263H5ZM15 264H16V263H15ZM58 264H59V263H58ZM64 264H66V263H64ZM69 264H70V263H69ZM73 264H74V263H73ZM111 264H112V263H111ZM115 264H116V263H115ZM117 264H118V263H117ZM121 264H122V263H121ZM138 264H139V263H138ZM144 264H145V263H144ZM149 264H150V263H149ZM151 264H152V262H151ZM154 264H155V263H154ZM156 264H159V262L156 263ZM167 264H168V263H167ZM198 264H199V263H198ZM206 264H207V263H206ZM230 264H231V263H230ZM232 264H233V263H232Z\"/></svg>", "mask_w": 264, "mask_h": 264}]
</instances>
